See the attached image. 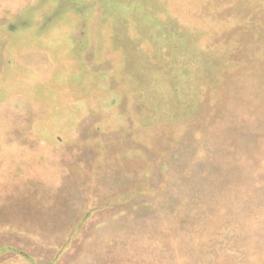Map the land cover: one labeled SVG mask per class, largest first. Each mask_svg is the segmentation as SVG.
Wrapping results in <instances>:
<instances>
[{"label": "rangeland", "instance_id": "obj_1", "mask_svg": "<svg viewBox=\"0 0 264 264\" xmlns=\"http://www.w3.org/2000/svg\"><path fill=\"white\" fill-rule=\"evenodd\" d=\"M154 1L36 0L1 21L0 108L25 96L40 114L47 106L51 126L69 138L64 130L96 106L101 119L91 128L120 155L105 150L92 163L93 174L107 175L109 195L71 235L90 219L95 235H116L110 263L120 261V238L126 246L134 235L140 258L124 253L122 264H264V0H219L203 13L200 2ZM147 3L156 22L185 27L198 63L158 53L142 34L153 33ZM5 143L0 130V163L28 169ZM78 188L69 179L65 190ZM60 197L74 217L80 196Z\"/></svg>", "mask_w": 264, "mask_h": 264}, {"label": "crops", "instance_id": "obj_2", "mask_svg": "<svg viewBox=\"0 0 264 264\" xmlns=\"http://www.w3.org/2000/svg\"><path fill=\"white\" fill-rule=\"evenodd\" d=\"M34 1L0 0V23L21 15ZM171 1L181 4L200 2L203 13L209 3L219 0ZM179 14V17L186 16L184 10ZM11 37V33L6 32L5 43H9ZM1 49L3 47H0V58L4 57ZM37 55L31 52V60L36 62ZM85 56L89 57L88 53ZM18 59L22 65L28 62L26 52H20ZM26 101L30 102L31 109L24 106ZM41 107L43 114L29 98L21 96L15 106L5 103L0 108V130L6 146L11 149V159H26L30 167H39H29L19 173L13 172L6 162L0 163V264H93V261L97 264H122L124 253L140 258L139 237L131 235L126 240V246L125 238H120V261L110 263L109 258H117L114 250L118 237L95 235L88 230L91 219L83 226L79 236L71 235L77 219L93 204L104 205L109 195L105 186L107 175L102 172L93 174L92 163L96 159L101 163L108 156L103 153L105 150L114 157L120 155L109 137L98 135L95 132L97 129L91 128L101 119V115L94 111L96 106L90 104L91 111L87 113L90 117L86 118L85 114L75 126L64 130L71 133L69 138L63 137V126H51L53 113L45 112L47 106L42 104ZM92 115L95 117L91 118ZM109 117L105 114L103 120ZM8 118L12 127L6 126ZM38 122L41 127H37ZM86 132L90 135L86 136ZM65 163L68 166H63ZM69 179L79 186L75 193L65 190ZM65 194L80 196V204H77V197L75 199L76 209L72 218L64 212L65 206L60 204V196ZM5 248L13 250L3 251Z\"/></svg>", "mask_w": 264, "mask_h": 264}, {"label": "flooded vegetation", "instance_id": "obj_3", "mask_svg": "<svg viewBox=\"0 0 264 264\" xmlns=\"http://www.w3.org/2000/svg\"><path fill=\"white\" fill-rule=\"evenodd\" d=\"M152 1H154V0H152ZM149 6H150L149 3L145 4L146 8H144L143 12L146 14V18L148 17L147 19L149 21L153 20V22H154L153 23L154 25L152 26V30H150L153 33L142 32V34L153 38V40H154L153 43L158 48V53L160 52L161 47L162 48L164 47V49L169 48L173 52L174 57H177L180 60H184L185 57H188L189 61H192V60L195 61L196 60L195 55H192V54L196 53V52L190 53V51H189L191 41L188 40L189 36L184 34V32H186L184 29L185 27L179 26L174 22H170L168 24L163 23L161 21L156 22V20L154 18L155 13H156V10H155L156 6H152V8H148ZM124 7L125 6L123 5L122 10H124L123 9ZM162 7L158 6V9H162ZM145 9H146V11H145ZM118 18H119V15H118ZM124 38L126 40L131 41V42H135V40L131 39L129 36H125ZM161 54H162V52H161ZM204 57H205V55H203V59H205ZM195 62H197V61H195ZM201 84L203 85V90H204V88H206V85H208V82L202 81Z\"/></svg>", "mask_w": 264, "mask_h": 264}, {"label": "trees", "instance_id": "obj_4", "mask_svg": "<svg viewBox=\"0 0 264 264\" xmlns=\"http://www.w3.org/2000/svg\"><path fill=\"white\" fill-rule=\"evenodd\" d=\"M9 250H13V249L5 248L3 251H9ZM14 252H16V251H14ZM16 253H20V252L17 251Z\"/></svg>", "mask_w": 264, "mask_h": 264}]
</instances>
